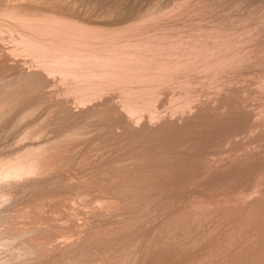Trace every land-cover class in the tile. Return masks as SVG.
<instances>
[{
  "label": "rangeland",
  "instance_id": "374dc122",
  "mask_svg": "<svg viewBox=\"0 0 264 264\" xmlns=\"http://www.w3.org/2000/svg\"><path fill=\"white\" fill-rule=\"evenodd\" d=\"M0 264H264V0H0Z\"/></svg>",
  "mask_w": 264,
  "mask_h": 264
},
{
  "label": "bare ground",
  "instance_id": "6f19581e",
  "mask_svg": "<svg viewBox=\"0 0 264 264\" xmlns=\"http://www.w3.org/2000/svg\"><path fill=\"white\" fill-rule=\"evenodd\" d=\"M18 3V2H17ZM18 8V7H17ZM43 12V11H42ZM114 230V229H113ZM108 236V235H107Z\"/></svg>",
  "mask_w": 264,
  "mask_h": 264
}]
</instances>
